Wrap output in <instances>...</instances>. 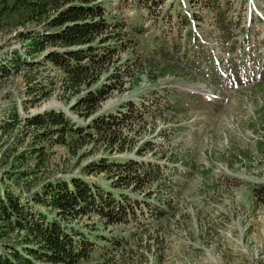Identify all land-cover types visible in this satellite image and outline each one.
<instances>
[{
    "label": "rangeland",
    "instance_id": "374dc122",
    "mask_svg": "<svg viewBox=\"0 0 264 264\" xmlns=\"http://www.w3.org/2000/svg\"><path fill=\"white\" fill-rule=\"evenodd\" d=\"M210 1L217 0H90L102 7L107 27L90 44L99 62L74 61L94 70L78 86L69 79L73 60L66 65L54 57L55 51L72 57L70 48L48 44L29 57L25 26L0 29V64L9 71L0 76V178L28 194L54 178H82L136 203H129L134 216L126 222L112 220L119 213L56 214L87 235L92 250L79 264H264V0L226 1L233 44L220 38ZM180 5L191 34L175 16ZM163 41L169 59L161 55ZM203 47L211 60L222 58L219 75L212 62L192 65ZM150 58L168 60L173 71L154 81ZM90 95L99 96L91 111ZM129 105L143 115L121 128L120 148L101 126L120 111L131 116ZM48 112L65 122L30 124ZM102 159L122 165L88 172ZM132 162L162 169L123 168ZM126 173L146 179L117 185Z\"/></svg>",
    "mask_w": 264,
    "mask_h": 264
},
{
    "label": "trees",
    "instance_id": "16d2710c",
    "mask_svg": "<svg viewBox=\"0 0 264 264\" xmlns=\"http://www.w3.org/2000/svg\"><path fill=\"white\" fill-rule=\"evenodd\" d=\"M226 1L217 0L215 3L210 1L207 4L208 7H212L214 25L219 31L220 38L231 40L232 43V21L226 13L227 8H224ZM89 2L90 0H0V29L15 25L25 26V29L21 31V38L25 41L26 53L29 57L42 52L48 44L61 46L64 49L70 48L71 50L68 51L72 57L63 53L58 54L57 51H55L54 57L59 62H67L66 65H71V59L73 60L75 66L71 65L70 67L69 79L72 85L78 86L94 70H92V66L79 67L74 61L90 57L93 65L95 62H99V58H96L98 55L94 53L95 49L90 44L97 33L103 32L107 27V21L101 18L102 7ZM97 16H100L99 19ZM175 16L182 18L184 23L190 26L191 34L192 22L182 5L175 11ZM32 24L38 26L28 27ZM86 44H89L86 48L73 49L74 46ZM174 48L178 49L179 45L174 44ZM200 49L196 50L192 57L193 66L202 60L214 61L205 52L204 47ZM113 50L115 48L112 47L108 51L105 49L102 55L107 57ZM160 50L161 55L169 59L171 54L167 48V42H161ZM165 61L159 62L154 58L147 60V73L152 68L158 70V75L152 77L154 81L173 71V65L168 60ZM24 62L33 63L30 60H24ZM12 63L18 67L22 61L19 56L14 55ZM8 72V66L0 64V76L1 73L7 74ZM217 75H219L218 68ZM164 95L163 97H167L169 94L164 92ZM95 96L90 95L86 99L85 109L91 111L99 103V96ZM154 96L157 94L154 93ZM168 99L169 103L167 104L170 105L172 100ZM160 100L162 101V98ZM160 100L155 99L157 105L161 104ZM175 101L177 100L175 99ZM135 109H137L136 106L129 105L130 118L120 111L116 116L111 115L107 117V120H103L101 128L105 132V137L120 148H123L125 143L123 136L120 135L121 128L126 126V123L129 124L130 121L140 120L143 115L139 113V109ZM133 111H137L138 114ZM12 117L16 118L17 113H12ZM62 122H65L62 116L50 112L30 118V124L45 125L46 127ZM48 130L46 128L44 133ZM132 163L124 164L123 168L132 173L141 168L149 169L151 174H158L162 169L156 168L155 170L154 167L146 169L142 162ZM112 164L113 167H116L115 164L122 165V163H115L113 160L110 162L102 159L98 164L91 165L88 172H104L110 170ZM25 174L28 175V172ZM116 178L117 185L128 184L130 179L131 181L136 180L140 185L146 179L137 173L119 174ZM90 184L82 178L72 179L71 182L54 178L40 185V189L36 192L28 194L0 178V264H79L86 258L92 250L87 235H84L83 232H76L73 227L61 222L60 216H56L58 213L65 217H76V214L87 210L107 216L119 213L116 220L112 219L118 222L129 221L134 216L132 214L134 208L133 206L130 208L129 203L134 206L136 203L131 202L130 196L115 195L96 182ZM149 207L152 209L151 205ZM128 209L132 215L129 214ZM159 210L158 218H163L166 212L161 208ZM20 232L23 234L20 235Z\"/></svg>",
    "mask_w": 264,
    "mask_h": 264
}]
</instances>
